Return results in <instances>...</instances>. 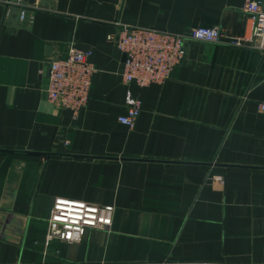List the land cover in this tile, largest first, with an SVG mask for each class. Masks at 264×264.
<instances>
[{
  "label": "crops",
  "instance_id": "0c3cea01",
  "mask_svg": "<svg viewBox=\"0 0 264 264\" xmlns=\"http://www.w3.org/2000/svg\"><path fill=\"white\" fill-rule=\"evenodd\" d=\"M0 0V264H264V53L245 0ZM219 27L164 84L124 81L121 27ZM96 66L75 118L44 92L71 46ZM136 127L120 123L127 96ZM223 176L224 184L215 177ZM114 206L108 230L47 243L54 200Z\"/></svg>",
  "mask_w": 264,
  "mask_h": 264
},
{
  "label": "built area",
  "instance_id": "2783aa9c",
  "mask_svg": "<svg viewBox=\"0 0 264 264\" xmlns=\"http://www.w3.org/2000/svg\"><path fill=\"white\" fill-rule=\"evenodd\" d=\"M20 9L22 21L27 19L30 8L26 0H8ZM244 11L252 28L250 35L232 39L233 45L241 46L250 41L253 47L264 53V0H245ZM124 55V81L136 83L144 88L152 84H164L173 70L183 64L187 56V44L191 41L229 43L219 27H197L186 33H171L141 27H121L117 34H110ZM92 51L75 45L66 57L52 59L49 65L47 99L58 108L70 109L76 118L89 102L96 66L92 62ZM127 113L119 117L120 123L130 129L136 127L141 114L142 101L130 94L127 96ZM264 109V105L261 107ZM215 181L224 184V177ZM114 206H102L68 198L54 200L49 219L47 243L59 239L74 243L81 241L90 230H108L113 224Z\"/></svg>",
  "mask_w": 264,
  "mask_h": 264
},
{
  "label": "water",
  "instance_id": "95a60500",
  "mask_svg": "<svg viewBox=\"0 0 264 264\" xmlns=\"http://www.w3.org/2000/svg\"><path fill=\"white\" fill-rule=\"evenodd\" d=\"M30 2H31V0H30ZM48 70H49V65L46 64L44 66V73H43V83H44L45 96H47L46 90L48 89V85H49Z\"/></svg>",
  "mask_w": 264,
  "mask_h": 264
}]
</instances>
